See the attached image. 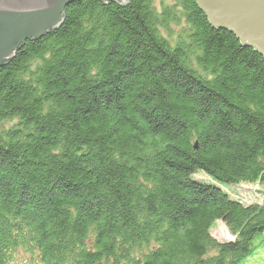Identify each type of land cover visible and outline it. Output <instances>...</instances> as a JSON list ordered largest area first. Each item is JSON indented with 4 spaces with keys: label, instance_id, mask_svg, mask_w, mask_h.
Segmentation results:
<instances>
[{
    "label": "trees",
    "instance_id": "16d2710c",
    "mask_svg": "<svg viewBox=\"0 0 264 264\" xmlns=\"http://www.w3.org/2000/svg\"><path fill=\"white\" fill-rule=\"evenodd\" d=\"M0 264H264V58L194 0L71 2L0 67Z\"/></svg>",
    "mask_w": 264,
    "mask_h": 264
},
{
    "label": "water",
    "instance_id": "95a60500",
    "mask_svg": "<svg viewBox=\"0 0 264 264\" xmlns=\"http://www.w3.org/2000/svg\"><path fill=\"white\" fill-rule=\"evenodd\" d=\"M75 0H0V67L26 41L58 28L64 10ZM125 5L127 0H99ZM208 23L231 33L240 45L264 58V0H194Z\"/></svg>",
    "mask_w": 264,
    "mask_h": 264
},
{
    "label": "rangeland",
    "instance_id": "374dc122",
    "mask_svg": "<svg viewBox=\"0 0 264 264\" xmlns=\"http://www.w3.org/2000/svg\"><path fill=\"white\" fill-rule=\"evenodd\" d=\"M198 178L208 179L204 174L196 175ZM222 189L229 194L231 198L240 199L244 203L261 202L262 187L257 184L239 183L233 185H222ZM210 234L218 241H226L231 239L227 227L223 222L217 221L210 229Z\"/></svg>",
    "mask_w": 264,
    "mask_h": 264
}]
</instances>
